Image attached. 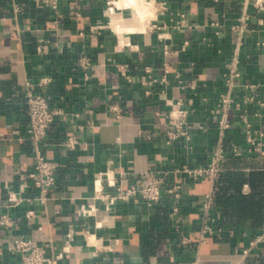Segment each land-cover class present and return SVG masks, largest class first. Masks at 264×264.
I'll use <instances>...</instances> for the list:
<instances>
[{
	"label": "crops",
	"instance_id": "1",
	"mask_svg": "<svg viewBox=\"0 0 264 264\" xmlns=\"http://www.w3.org/2000/svg\"><path fill=\"white\" fill-rule=\"evenodd\" d=\"M57 2L61 19L35 0H0V264H25L11 251L18 239L61 256L56 264H264V223L249 221L264 218V155L250 142L264 146V12L249 7L235 108L223 130L217 102L237 48L230 29L246 0ZM44 79L50 82L40 87ZM28 84L60 110L39 146L27 135ZM173 109L187 112L190 136L169 143ZM69 138L79 141L75 149L66 146ZM221 141L215 180L185 172L207 167ZM39 150L58 166L45 201L29 179ZM149 171L166 176L160 203L118 202L108 211L94 201L96 182L114 193L107 176L128 189ZM226 174L241 176L221 185L226 196L261 204L236 207L231 224L214 199ZM174 186L182 188L179 201L168 193ZM208 195L212 226L222 235L202 243ZM92 203L95 214L82 216ZM177 205L181 222L172 216Z\"/></svg>",
	"mask_w": 264,
	"mask_h": 264
},
{
	"label": "built area",
	"instance_id": "2",
	"mask_svg": "<svg viewBox=\"0 0 264 264\" xmlns=\"http://www.w3.org/2000/svg\"><path fill=\"white\" fill-rule=\"evenodd\" d=\"M35 3L40 8H49L55 14L58 19L62 18V15L58 10L57 0H35ZM254 8L259 12H264V0H246L245 8L238 19L237 24L231 27L230 31L237 38V48L234 51L231 67L229 72L225 76L226 92H224L218 102L217 110L220 113L218 120L219 126L223 130H227L230 127L228 121V113L235 108V102L233 98L234 90L237 86L238 81L241 78L239 71V58L240 52L244 45V41L248 34L251 32L250 20L253 16L249 7ZM16 12H20L16 9ZM260 26L264 27V20H260ZM262 45V44H261ZM264 45V44H263ZM83 67H89L91 64L89 60L84 57L81 60ZM50 82L49 79H44L40 82V87H45ZM248 88H252L249 86ZM247 100H254L253 97L247 98ZM260 105L264 107V102ZM27 114L29 118V126L27 129V135L34 145L39 144L44 140L49 128L53 126L57 116L60 114V110L52 107V102L44 95L37 93L32 84L27 85ZM188 114L181 109H173L168 115L165 123L166 134L169 143H175L182 139H189L190 132L188 128ZM253 146H257V151L264 155V146L257 144L254 139H250ZM79 141L76 138H69L66 142V146L70 149H75ZM223 141H221L218 151L213 154L210 164L205 168H199L195 170H185L186 173L193 176L195 179L207 178L209 180H215L221 172V162L225 157L223 149ZM57 169L58 166L49 158H47L40 150L37 152L35 159L34 170L29 174V179L32 181L34 187L41 193L40 199L45 201L47 195L56 187L57 184ZM109 188L114 189V193H106L103 182L95 183V195L94 201L100 200L105 204L106 210L111 208L118 202L128 204L130 202L144 201L149 205H155L160 203L162 193L166 185V176H158L155 172H146L139 175L136 181L128 188L124 189L121 186H117L108 176L105 180ZM100 187V188H98ZM168 193L175 197L176 200L182 198V188L180 186H174L168 190ZM20 199L15 195H10L11 202H18ZM213 208V198L208 195L203 204V221H202V243H206V236H221V229L218 231L212 226L214 220L210 217V211ZM97 211L94 203L89 206H82L80 214L82 216H92ZM172 216L177 218L179 222L183 221V216L180 214L179 206H175L172 212ZM2 224H7V220L3 219ZM182 245H189L190 242L187 238H183L181 241ZM11 251L17 254H21L24 258L25 264H56L61 256H51L47 254L46 248L39 246L36 242L31 240H16L12 246Z\"/></svg>",
	"mask_w": 264,
	"mask_h": 264
},
{
	"label": "trees",
	"instance_id": "3",
	"mask_svg": "<svg viewBox=\"0 0 264 264\" xmlns=\"http://www.w3.org/2000/svg\"><path fill=\"white\" fill-rule=\"evenodd\" d=\"M233 180L236 181H240L241 180V176H239L238 174H231V175H222V177L220 178V182L218 184V192H216L215 194V203L216 205L220 206L223 208L224 210V214L225 217L223 219L224 224H231L234 223V218L232 217V211L233 209H235L237 207L238 208H242V209H246L248 206L250 208H258L260 207V203H247L246 201L248 200L245 197H239V196H226V194H224V191L221 189V185L222 184H231V182ZM227 190H231V185H229V187L227 188ZM248 219H237L238 222H246ZM252 223V227L257 228L260 227L261 224L264 223V218H251V220H249Z\"/></svg>",
	"mask_w": 264,
	"mask_h": 264
},
{
	"label": "bare ground",
	"instance_id": "4",
	"mask_svg": "<svg viewBox=\"0 0 264 264\" xmlns=\"http://www.w3.org/2000/svg\"><path fill=\"white\" fill-rule=\"evenodd\" d=\"M129 2H130V1H129ZM130 4H131V3H130ZM137 8H138V7H137ZM117 9H118V8H117ZM139 9H140V8H139ZM137 13H138V12H137ZM137 13H136V14H137ZM141 18H142V16H141ZM142 19H143V18H142ZM137 21H138V20H137ZM134 23H135V22H134ZM98 188H100V187H98Z\"/></svg>",
	"mask_w": 264,
	"mask_h": 264
}]
</instances>
